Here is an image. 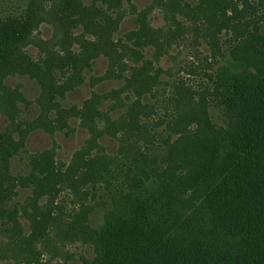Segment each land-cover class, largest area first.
Here are the masks:
<instances>
[{"label": "trees", "instance_id": "1", "mask_svg": "<svg viewBox=\"0 0 264 264\" xmlns=\"http://www.w3.org/2000/svg\"><path fill=\"white\" fill-rule=\"evenodd\" d=\"M39 1L41 0H28L25 8H20L17 12L6 6L9 13H0V97H5L13 105L9 108L11 110L4 112L6 116L9 115L12 127L0 135V140L6 141V147L11 149L7 153L8 157L14 156L19 148L25 147L30 132L45 129V126L41 123L43 115L30 119L31 121L24 120L17 130L23 135L22 141L13 138L17 124L10 114L12 111H19L16 107L18 101L26 103L27 99L19 85L13 88L6 83V79L19 74L35 80L41 89L36 102L42 106L47 89V76L54 73L56 65V60H51L52 56L61 67L71 59H77L80 64L78 77L72 78L70 75L61 86V97L65 99L69 89L73 91L82 83V69L91 68V61L97 54H90V50L98 46V49L105 51L99 48L101 43L97 45L101 35L96 42L79 35L76 40L81 45V52H72V47L69 46L68 49L65 47L63 54L49 52L46 60L36 62L26 46L33 37L34 29H38L36 27L39 22L34 17L35 6ZM77 1L78 5L82 2ZM179 1L184 0H166L165 5L167 7L169 2L167 8L170 9ZM100 3L103 8L98 6ZM118 4L120 0H93L89 7H82L91 12H100L103 18L98 26L105 29L104 34L106 31L112 34L120 23L119 15L122 14L124 18L125 12ZM184 5L190 7L189 14L201 8L198 3L193 5L185 2ZM131 6L135 8V4ZM167 8L164 11L166 16ZM150 9L151 6H147L145 12L136 13L141 23L146 19L143 28L147 30L149 24L146 16ZM242 11L245 16L240 18V24L236 27L230 24V28L234 27L239 32L235 33L232 29L228 33L230 37L226 38L228 47L221 53L215 51L216 68L212 70V74H207L209 83L204 84L201 89H193L181 81L173 83L174 93L183 91L179 93L180 98L170 99L175 112L173 125L167 123L165 119L169 115L165 114L164 120L152 124L155 128L154 139L167 138L165 144L168 147L179 146L185 142L182 149L190 153L191 156L188 157H192L194 165L178 171L174 163L175 156L172 155L174 152L170 153L173 163L169 159L162 160V163L166 162L162 167L158 165L160 160L157 157L155 168L138 178L132 191L124 196L125 203L120 202L126 211L116 214L113 211L115 209L109 210L97 229L87 224L89 214L95 207L85 204L80 208L72 219L73 225L82 235V240L91 242L95 250V256L91 260H85L87 264H264V0H244ZM166 16L163 15L164 18ZM80 22L89 30L87 19L80 18ZM138 33L133 30L127 37H136ZM104 39L102 38V43ZM34 40L36 46L45 45L46 42L42 38ZM116 45L121 50L134 52L122 40ZM159 54L154 51L153 58L159 57ZM143 60L142 66L133 68V72L145 70L148 65L152 67V60L145 57ZM78 63L76 62L75 68H79ZM233 63L236 64L235 67ZM39 64H44L51 70H44ZM155 71L159 75L164 69L158 67ZM106 73L108 75L99 78L100 81L116 77L123 80L127 87V81L132 78V75L127 78L113 72L115 75L112 74V77L109 76L112 72ZM52 87L57 88L55 85ZM175 89L179 91L176 92ZM120 92L114 90L108 94L95 93L83 103L84 109L81 113L90 117L94 110L98 111L97 105L100 106L105 101V109L115 110V102L111 104L108 101L109 98L116 99ZM142 95L139 93L138 98L130 102L132 108L137 106L144 109ZM214 109L222 116L223 124L218 125L214 121ZM78 110L75 105L64 108L56 124L66 125V118ZM166 110L168 111L167 107ZM192 119L197 121L192 122ZM192 123L196 127L188 129ZM80 124L82 127L88 126L87 121H81ZM114 124L115 121H112L108 126L95 127L86 147L72 158V166L83 161L84 154ZM54 155V149L29 155L30 172L23 175L20 182L26 185L25 188H29V185L33 187V198L30 200L34 204L43 197L44 192L47 193V190L53 188V182L62 175L52 165ZM96 156L102 158L100 153ZM88 161L93 162L91 158ZM69 172L71 167L64 173ZM110 174L109 172L108 175ZM103 184L102 190L109 195L112 190H116L114 182L105 180ZM188 188L194 192L201 189V193L198 191L202 199L200 204L195 202L193 195L188 194ZM48 202L50 204V199ZM49 212L47 210L28 214L32 228L30 236L37 237L38 242H42L49 235L50 230L47 231L48 226L45 224L50 217ZM15 226L16 230H20L17 220ZM40 255V251L35 252L36 261H39Z\"/></svg>", "mask_w": 264, "mask_h": 264}, {"label": "rangeland", "instance_id": "2", "mask_svg": "<svg viewBox=\"0 0 264 264\" xmlns=\"http://www.w3.org/2000/svg\"><path fill=\"white\" fill-rule=\"evenodd\" d=\"M27 2L28 0H0V13H9L5 9L6 6L10 7L9 10L20 11V8H25ZM77 2V0L37 2L34 19L39 22L36 27L38 29H34L26 50L36 62H41L47 59L49 52L63 54L65 47L67 49L69 46L72 47V52H81V45L76 40L79 35L95 42L101 35L105 38L104 43L101 38L97 45L101 43L99 48L106 52L98 49V46L90 50V54L97 56L91 61V68L82 69V83L73 91L69 89L65 99L61 97L63 82L70 75L72 78L78 77L77 72L81 71L80 64L77 59H71L61 67L57 64L58 60L52 56L51 60H56V65L54 69L52 68L54 73L47 76V89L42 107L36 102L41 89L35 80L19 74L6 79V83L13 88L19 85L27 99L26 103L18 101L16 107L19 111L15 110L10 114L17 124L13 138L22 141V133L17 132L22 122L31 121L41 115H43L41 123L45 129L30 132L25 147L19 148L12 157L7 156V153L11 152V149L6 147L7 142L0 140V264H87L85 260H91L95 256V250L91 242L86 243L82 240V235L73 225L72 219L80 208L85 204H92L95 207L89 214L87 224L97 229L109 210L115 209L113 211L116 214L126 211L120 202L125 203L123 198L126 193L132 191L138 178L155 168L158 158L160 160L158 165L165 166L166 162L162 163V160L170 161L173 159L170 153L174 152L172 155L175 156L174 163L178 171L194 165L192 157H188L191 156L190 153L182 149L185 142L179 146L168 147L165 144L167 138L154 139L155 128L152 124L164 120L165 114L169 115L165 119L167 123L173 125L175 112L170 99L180 98L179 93L183 92L174 93L173 83L184 82L193 89H201L204 84L209 83L207 74H212V70L216 68L215 51L221 53L228 47L226 43V38L230 37L228 33L232 32V29L235 33L239 32L234 27L230 28V24L236 27L240 24V18L245 16L244 11L241 12L244 0H184L175 2L170 9L167 8L170 1L166 7V0H120L118 6L124 10V18L122 14L119 15L120 23L116 27L117 30L114 28L112 34L110 31L104 34L105 29L98 26L103 15L82 7H89L93 0H82L80 5ZM185 2L193 5L198 3L201 8L189 14L190 7L184 5ZM134 4L135 8L131 6ZM98 6L101 7L102 3ZM147 6H151L146 16L149 30L143 28L146 19L141 23L136 16L139 11L145 12ZM166 8L168 18L164 12ZM80 18L87 19L89 30L84 28ZM133 30L139 33L129 39L127 35ZM38 38L44 39L45 45L36 46L34 39ZM119 40L129 45L134 52L121 50L120 46L116 45ZM113 42L116 44L113 45ZM154 51L160 53L159 57L153 58ZM144 57L153 61L152 67L148 65L145 70L133 72V68L142 66ZM76 62L79 68H75ZM39 65L44 70L48 68L51 70L44 64ZM233 66L236 64L233 63ZM158 67L164 69L159 75L155 71ZM107 71L112 72L109 74L112 77L115 73L127 78L132 75V78L127 81V87L123 80L116 77L100 81L99 78L106 75ZM53 85L57 88L53 89ZM114 90L121 91L116 99L109 98L108 101L111 104L115 102L117 105L115 110L105 109L107 105L105 101L100 106L97 105L98 111L94 110L90 117L81 113L84 109L83 103L95 93L108 94ZM175 91L178 92L179 89ZM139 93L143 94L141 98L145 105L144 109L130 106V102L135 101ZM74 105L79 110L66 118L68 123L56 124L61 111ZM12 107L5 97H0V135L12 127L9 115L4 114ZM212 117L218 125L223 124L222 116L218 115L216 109L212 110ZM81 121H87L88 126L82 127ZM112 121H115V124L103 135L104 137L96 140L92 148L84 154L83 161L72 166V158L86 147L95 127L108 126ZM196 121L192 119V122ZM195 127L196 124L192 123L188 129ZM47 149H54L55 158L52 165L62 175L53 182L54 191L53 188L47 190V193L44 192L43 197L34 204L33 200H30L33 198V187L29 185V188H25L26 185L20 182V178L30 172L29 155ZM99 153L102 155L100 159L96 156ZM90 158L93 162L88 161ZM68 167H71V172L64 173ZM105 180L116 185V190H112L111 195L102 190ZM198 191L201 193V189ZM198 191L187 189L188 194L194 196L196 203L202 200ZM47 210L50 211V217L45 224L48 226L47 231L50 232L42 242H38L37 237L30 236L32 228L28 214ZM200 213L203 214L201 210ZM16 220L20 230H16ZM34 251H40L42 254L39 261H36Z\"/></svg>", "mask_w": 264, "mask_h": 264}]
</instances>
